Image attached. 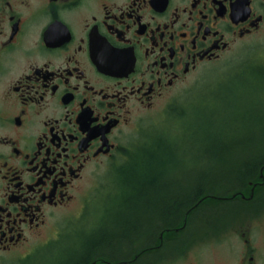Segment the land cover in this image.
Instances as JSON below:
<instances>
[{"label": "flooded vegetation", "instance_id": "1", "mask_svg": "<svg viewBox=\"0 0 264 264\" xmlns=\"http://www.w3.org/2000/svg\"><path fill=\"white\" fill-rule=\"evenodd\" d=\"M263 30L264 0H0V264L29 257L60 212L138 151L155 152L140 148L152 113L182 106L207 70ZM240 181L209 196L263 208L264 164ZM151 203L134 224L140 246L116 259L96 248L88 264L168 262L200 199L155 218ZM244 241L237 264H264Z\"/></svg>", "mask_w": 264, "mask_h": 264}, {"label": "rangeland", "instance_id": "2", "mask_svg": "<svg viewBox=\"0 0 264 264\" xmlns=\"http://www.w3.org/2000/svg\"><path fill=\"white\" fill-rule=\"evenodd\" d=\"M194 89L185 96L181 108L174 105L169 114L152 113L143 131L147 139L140 148L156 150L157 141H161L155 153L166 159L164 181L175 190L195 182L226 190L225 184L238 185L244 179L245 158L264 156V30L226 61L207 70ZM136 154V164L116 167L115 172L95 183L85 198L60 212L53 233L45 236L43 244L31 248L29 257L12 256L6 264H67L80 256L93 238L123 233L126 229L119 212L127 210L136 195L135 177L146 175L143 169L152 163L144 153ZM237 168L239 181L230 183ZM219 196L207 199L196 219L175 235L179 239L167 245L169 261L164 264H237L245 238L252 240L264 259V207L244 208L242 201ZM236 230L248 231V236L236 237ZM143 236L144 230H139L126 238L115 259L140 246ZM116 244L120 241L115 239ZM139 264H145L144 260Z\"/></svg>", "mask_w": 264, "mask_h": 264}, {"label": "trees", "instance_id": "3", "mask_svg": "<svg viewBox=\"0 0 264 264\" xmlns=\"http://www.w3.org/2000/svg\"><path fill=\"white\" fill-rule=\"evenodd\" d=\"M157 142L156 150L160 148V145L158 144H160L161 141ZM145 158L149 160V162H152L148 165L146 164L143 169L142 173L147 170V174L144 176L135 177L136 184H134V186L137 188V192L135 193L136 195H134L132 200H130L129 206L127 208L128 214L119 215L120 218H123L121 224L124 230H126L118 236L108 237L107 234H105L103 237L101 236L98 238H93L84 246L83 253L80 256L72 258L67 264H88V261L91 259V253L94 252L93 250L96 248L98 249L97 251L104 253L109 254L111 252L113 254H119L122 246L127 241L126 238H132L136 235L134 224L139 221L144 222L146 220V216L148 214H145V209L149 205L148 199L152 202L150 205V208H152L150 210L152 215L151 217L155 218L162 216L161 214H163L165 217L168 216V214L173 210V206L177 207L181 204L186 207L188 202L190 201V204L192 199L194 200V198L197 196L200 199L199 209H202L200 207L203 206L207 199L214 198L213 196H209V191H214V184L209 187L207 184H201L200 182H195V186L187 188L184 187L185 193L183 195H174L173 186H170L168 183H166L167 185L165 186V184L162 182V158L158 157L153 151L149 153L146 152ZM262 163L264 164V156L255 158L254 160L251 158H245L244 163H242V166L245 167V172L242 175L245 174V178L255 176L258 174ZM239 169L240 168L236 169V173L234 174L235 179H232L230 183L239 181ZM138 184L140 186H138ZM216 190L218 189H215V191ZM161 196H164L166 199L163 204L158 203ZM115 239L117 242L120 241L119 245H115Z\"/></svg>", "mask_w": 264, "mask_h": 264}, {"label": "water", "instance_id": "4", "mask_svg": "<svg viewBox=\"0 0 264 264\" xmlns=\"http://www.w3.org/2000/svg\"><path fill=\"white\" fill-rule=\"evenodd\" d=\"M262 177H263V175H262Z\"/></svg>", "mask_w": 264, "mask_h": 264}]
</instances>
